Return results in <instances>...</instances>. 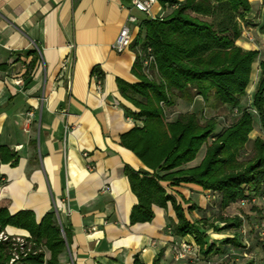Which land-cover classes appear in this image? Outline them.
<instances>
[{
	"label": "crops",
	"instance_id": "obj_1",
	"mask_svg": "<svg viewBox=\"0 0 264 264\" xmlns=\"http://www.w3.org/2000/svg\"><path fill=\"white\" fill-rule=\"evenodd\" d=\"M249 2V25L263 21L262 34L256 33L261 40L255 30H248L255 42L244 35L237 42L244 50L259 52L247 89L251 98L259 62L264 60V8L259 12L262 0ZM170 12L158 3L152 9L155 17ZM130 16L136 23H128ZM146 18L121 0H0V146L19 157L15 167L0 166V209L10 216L29 212L36 224L55 210L72 234L58 264H134L135 258L140 264L156 259L159 264H233L235 247L222 242L236 238L245 247L250 232L222 230L218 217L235 218L241 211L255 219L260 215L258 201V208L247 204L240 210L242 204L233 203L221 211L215 193L192 184H164L177 203L182 204L180 197L187 202L182 208L189 222L205 219L221 231L206 230L202 249L193 237H175L171 228L178 219L170 203L166 209L153 206L150 223L130 224L137 199L124 167L140 171L144 166L120 146V136L138 123L125 114L124 108L136 109L121 97L116 80L138 82L131 73L136 55L131 47L118 53L112 44L123 26H128L134 42ZM29 52H34L35 63L25 74ZM175 114L173 107L170 119ZM257 137L264 140L253 129L249 145ZM204 153L203 147L187 167L199 165ZM191 205L195 209L188 214ZM4 232L29 238L26 231L10 225ZM182 241L197 251L177 260L175 246ZM42 252L47 261L50 253L45 248Z\"/></svg>",
	"mask_w": 264,
	"mask_h": 264
},
{
	"label": "trees",
	"instance_id": "obj_2",
	"mask_svg": "<svg viewBox=\"0 0 264 264\" xmlns=\"http://www.w3.org/2000/svg\"><path fill=\"white\" fill-rule=\"evenodd\" d=\"M157 3L171 12L146 18L139 25L140 32L131 45L136 55L131 73L138 82L116 80L121 97L136 109L132 112L124 108L125 114L138 123L120 136V146L144 166L140 171L124 167L130 190L137 199L130 213V224L150 223L154 219L152 207L166 209L170 203L178 219L171 228L172 234L193 237L202 249L207 244L206 230L221 229L205 219L189 222L182 208L187 202L180 197L182 204L177 203L165 192L164 184L176 188L192 184L215 193L221 211L242 202L257 208L250 202L259 201L264 195V140L255 138L249 154L245 146L254 129L252 110L264 131V60L259 62V77L250 106L243 107L241 100L247 95L253 64L259 57L258 51L237 45L244 25H249V0H157ZM262 5L264 8V0ZM33 55L34 52L26 53L32 58L25 74L34 66ZM92 73L100 79L96 69ZM175 98L187 104L200 98L204 104L211 102L212 109H234L237 117L216 134L214 118L201 121L196 113L184 112L170 119ZM165 107L171 109L169 115ZM203 147L205 153L200 164L187 167ZM18 161L17 153L0 146V166L15 167ZM194 209L191 205L187 213ZM218 221L224 223L222 230H240L243 225L237 217H218ZM9 225L29 234V238H24L28 251L12 264H58V256L72 242L70 226L59 221L53 209L36 224L29 212L10 216L1 208L0 231ZM222 243L235 248L240 245L236 238ZM42 248L50 253L47 261ZM14 249L13 241H0V264H10ZM138 262L135 258L134 264ZM152 263L159 264V259Z\"/></svg>",
	"mask_w": 264,
	"mask_h": 264
},
{
	"label": "rangeland",
	"instance_id": "obj_3",
	"mask_svg": "<svg viewBox=\"0 0 264 264\" xmlns=\"http://www.w3.org/2000/svg\"><path fill=\"white\" fill-rule=\"evenodd\" d=\"M258 10L259 12H261V10L263 9L262 6L263 5H258ZM256 9V7H255ZM257 16V15H256ZM250 24H252L253 22L249 21ZM263 21L262 19H259L257 21V23H255V25H244V30L245 33L243 34L245 39L248 41H254L255 42V38L253 36L248 35V30H255V35L256 37L261 40V37H259V35L262 34L263 31ZM258 32V34H256ZM259 45V49H262V46L260 44ZM196 100V102H198L199 105L193 106V103H186V102H178V99H174V103H176L177 107H174V109L178 112V113H184V112H194L196 113L201 121H205L211 118L216 119V130L215 133H220L222 132V130H224L227 126L230 125V123H232L236 117H237V113L234 109H230V108H221V109H212L210 108V105L212 104L211 102L208 104H204L203 101L200 98H196L194 99V101ZM251 103V98L250 95H246L244 100H243V107H249ZM165 112L167 115H169V113L171 112V109L165 107ZM252 114L254 116L255 122H254V131H258L261 136L264 139V131L261 130L259 131V123L257 121V116L256 113L254 112V110H252ZM177 114L174 115V117ZM246 147V154H249L251 151L252 146L251 145H247ZM247 206V204L245 205H240V210L245 209ZM258 208V207H257ZM234 217H237L239 219H241L244 223L245 226V231L248 232V230L252 229L253 230V226L256 223V220L254 217H252L249 213L247 214V211L243 212L241 211L240 213L237 214V216L235 215ZM246 237V236H245ZM249 238V237H248ZM248 240V239H247ZM249 245H245V247H242L241 245H239L238 247L235 248V252H234V256H233V264H261L263 261V251L262 248L259 244V241L257 239V237L254 235V232H250V239L248 240ZM245 244V243H244ZM248 248V249H246ZM247 254V258L243 255V254ZM252 256V257H251ZM224 264V263H223Z\"/></svg>",
	"mask_w": 264,
	"mask_h": 264
},
{
	"label": "built area",
	"instance_id": "obj_4",
	"mask_svg": "<svg viewBox=\"0 0 264 264\" xmlns=\"http://www.w3.org/2000/svg\"><path fill=\"white\" fill-rule=\"evenodd\" d=\"M157 4V0H131L130 1V7L132 10L138 11L147 18H154L155 16L152 14L153 7ZM128 23H136V19L132 16L128 18ZM132 36L130 34V30L128 26H123L117 37L115 38L114 43L112 44V49L118 53L123 52L124 50H127L132 45ZM97 86H100V80L97 79ZM257 200H252L250 203L253 205H256ZM259 207H260V215L258 219L256 220L255 225L253 226V230H248L249 232L253 231L256 235L259 244L262 248L263 254H264V195L259 199ZM246 202H242V205H245ZM241 233L242 235H246L247 231H245L244 223L241 227ZM13 241L15 249L11 253V259L10 264L16 262L19 260L20 255L24 254L25 251H28L27 246L28 243L23 239V237H17V236H10L5 234V232L0 231V241ZM197 251V250H196ZM195 249L192 247V245L188 244L187 242H180L179 245L175 246V255L177 260L186 259L189 256H192L194 254ZM261 264H264V257Z\"/></svg>",
	"mask_w": 264,
	"mask_h": 264
}]
</instances>
